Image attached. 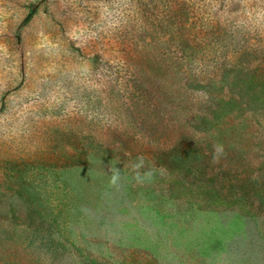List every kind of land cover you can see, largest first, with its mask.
Masks as SVG:
<instances>
[{
	"label": "rangeland",
	"instance_id": "374dc122",
	"mask_svg": "<svg viewBox=\"0 0 264 264\" xmlns=\"http://www.w3.org/2000/svg\"><path fill=\"white\" fill-rule=\"evenodd\" d=\"M0 264H264V0H0Z\"/></svg>",
	"mask_w": 264,
	"mask_h": 264
},
{
	"label": "clouds",
	"instance_id": "9594fccd",
	"mask_svg": "<svg viewBox=\"0 0 264 264\" xmlns=\"http://www.w3.org/2000/svg\"><path fill=\"white\" fill-rule=\"evenodd\" d=\"M220 150H222V149H220ZM216 161V155L214 154V156H213V162H215Z\"/></svg>",
	"mask_w": 264,
	"mask_h": 264
}]
</instances>
